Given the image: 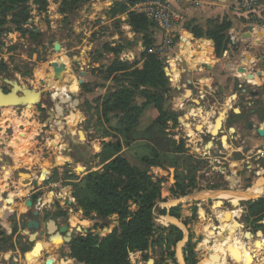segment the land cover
Returning <instances> with one entry per match:
<instances>
[{
	"label": "rangeland",
	"instance_id": "obj_1",
	"mask_svg": "<svg viewBox=\"0 0 264 264\" xmlns=\"http://www.w3.org/2000/svg\"><path fill=\"white\" fill-rule=\"evenodd\" d=\"M33 1L27 0L24 3L29 15L25 19L26 14L18 12L20 7L16 4L12 7L9 1L5 4V0H0V87L8 92L12 88L11 82L17 81L19 85L40 91L41 94L39 102L28 106H0V178L3 180L0 181V195L3 198L8 195L15 200V205L8 206L11 210L9 219L17 218V214L23 215L25 219L29 217V209L23 207V204L26 199H30L33 191L29 181L36 179L41 195L34 200L33 208L42 210L38 219L44 224L45 233H48L47 237L44 236L48 238L49 244L44 243L45 237L37 236L38 234L35 235L34 241L24 240L21 232L15 235L16 231L21 229L17 227L10 235L11 246L8 250H5V237L0 238V264H8V257H12L18 264H84L70 255L71 241L88 233L102 238L117 223L116 215L105 220L86 219L79 206V201L84 200V187L88 186L83 179V171L97 168L101 164L102 157H97L98 154L101 155L99 150L104 141L112 139L110 136H104V130H111L110 125L115 123L114 113L105 119L101 112L103 98L115 87V81L111 77L106 78L103 66L113 58L121 56L128 61L140 62L141 52L145 48L137 51V47L140 44L143 46V34L151 33L154 38V31L153 26L146 31H134L131 26L127 27L128 18L122 17L123 15L107 23L101 22L99 12H105L110 6L126 0H88L83 3L76 0L74 8L70 6L74 0H66L68 5H64L65 0H47L46 7L43 3L37 4ZM89 1L95 2L97 8L87 6ZM105 14L108 16L107 12ZM238 22L240 23V20ZM191 25L194 24L185 23V31L178 33L185 43L182 45V52L191 50L201 56V53H206L207 48L194 41L197 38H193L190 32ZM205 25L206 23L203 27ZM115 42L116 44H113ZM56 45H59V49H55ZM128 49H134L135 55L129 54ZM64 63L68 64L70 79L63 78L62 71L66 70L62 67ZM185 63L191 66V69L194 67L191 59ZM171 66L176 72V65ZM166 75L169 85L175 84L176 80H172L171 75ZM176 95L173 94L170 101L176 103ZM74 98L79 100L78 105H73ZM136 101L140 103L142 98L138 96ZM149 107L151 106L146 109ZM48 112H52L54 117H50ZM60 120L61 125L57 122ZM161 133L163 136L162 130ZM56 136L60 141L52 143L51 140ZM10 140L15 141L13 144L17 150H25L24 161L13 158L14 154L10 152L13 147H9ZM159 140H164V136ZM159 148L164 153L165 143H161ZM129 150L137 151V154L141 155L145 152L149 154V149L139 144L131 146ZM123 153L128 155L126 149ZM60 155L62 157L57 159ZM163 162L162 168H155V172H159L164 180L159 185L161 196L157 198V217L153 219L154 232L149 240V248L131 252L128 256L129 263L210 264V242L203 240L204 228H209L213 230V237L215 236L218 242L222 240L218 231H222L223 235L230 239L233 238L232 240L239 236L238 229L252 233L254 247L246 245L244 249L250 251V257L256 264H264V241L256 237L258 232L264 234V226L257 223L256 214L248 212L251 203L264 198V192L250 199L234 196L224 198L220 194L225 190L244 192L249 189H264V181L255 179L245 187L241 184L234 185V180L229 177L227 180L231 186H224L223 181L221 186L215 188L221 190L203 192L201 190L215 189L195 184L193 177L199 170L195 164L191 163L189 166L181 159H174L168 165L164 157ZM220 166L222 165L216 164V167ZM244 170L245 168H241L239 171ZM22 172L29 173L30 176H21ZM173 174L176 175L175 182L172 181ZM168 177L172 183H168ZM173 182L183 185L184 195L170 188ZM217 192H220V195H212ZM184 197L188 200L171 204L169 209L165 207V203ZM36 205L39 207H35ZM216 208H220L219 214H224V219L221 215L220 218L216 217ZM167 216L173 217L181 225H175ZM4 220L0 216V233L4 231L3 234ZM156 220L161 224L157 225ZM261 220L264 221V217ZM77 226H80L81 230H77ZM173 226L177 227L179 232L174 230ZM9 230L11 231V228ZM184 232L187 239H183ZM172 235L179 238L169 248L166 238ZM180 241L178 246H181H176ZM48 245L59 247L48 248ZM44 247L45 253L41 251ZM172 249L175 251L174 257L169 255ZM50 255H56L57 260L48 262ZM244 258L248 261L246 256Z\"/></svg>",
	"mask_w": 264,
	"mask_h": 264
},
{
	"label": "trees",
	"instance_id": "obj_2",
	"mask_svg": "<svg viewBox=\"0 0 264 264\" xmlns=\"http://www.w3.org/2000/svg\"><path fill=\"white\" fill-rule=\"evenodd\" d=\"M7 1L12 7L15 4L20 7L18 12L26 14L25 19L28 18L24 7L27 0H5V4ZM75 1L70 4L72 8ZM86 1L88 0H80L81 3ZM137 1L126 0L117 3L110 11L126 13L128 23L134 31H146L153 23L143 13L130 10ZM33 2L43 3L45 7L48 5L47 0ZM68 4L65 0L64 5ZM240 23L245 25L247 20L240 18ZM231 26V22L225 18H211L205 27L191 25L190 32L198 40L206 39L207 41L196 43L206 46L208 50L211 48L209 43L220 46L239 42L237 33H228ZM154 42L151 33L143 34L142 43L145 49L141 52L140 62L115 57L103 66L106 78L111 77L115 81L114 89L106 94L101 104V112L105 119L114 113L115 123L110 125L111 130H104V136H110L112 139L103 142L101 151L102 159L109 160L98 170L87 172L83 176L88 186L84 187V200L79 201V206L86 219L105 220L116 215L117 223L102 238L88 233L71 241L70 255L84 264H130L128 256L131 252L149 248V240L154 232L153 206L161 196L159 185L164 180V177L159 172H153L151 167L162 168L164 155L159 149L142 144L143 148L149 149V154L146 152L139 154L144 165V168L140 169L119 154V151L121 140L126 142L127 134L137 126L148 106L152 105L158 112L154 125L162 126L163 104L169 81L164 70L165 64L149 51ZM138 96L142 98L140 103L136 101ZM170 188H181L179 194L185 193L180 182L171 185ZM248 212L256 214V221L261 220L264 217V198L251 203ZM173 227L179 232L177 227ZM178 238L177 235L166 238L169 248ZM174 254L175 251L172 249L169 255L174 257Z\"/></svg>",
	"mask_w": 264,
	"mask_h": 264
},
{
	"label": "flooded vegetation",
	"instance_id": "obj_3",
	"mask_svg": "<svg viewBox=\"0 0 264 264\" xmlns=\"http://www.w3.org/2000/svg\"><path fill=\"white\" fill-rule=\"evenodd\" d=\"M263 35L262 32L247 33L248 40L244 34H237L239 42L236 44L211 45L201 56L191 50L185 51L184 58L178 61L181 69L175 84L169 85L164 103L163 155L168 165L174 159H181L189 166L195 164L199 168L193 177L197 186L215 189L223 181L224 186H231L229 177L234 185L245 187L255 179L264 181ZM188 59L194 64L192 69L185 63ZM173 94H177L176 103L170 101ZM216 164L222 166L216 167ZM167 170L170 175V167ZM172 176L175 182L176 175ZM167 179L172 183L169 177ZM27 200H31V196L24 201L25 207ZM33 204L31 200V206L27 207L29 217L24 219L17 214V218L5 219V234L4 231L0 233V238L5 237V250L11 246L9 239L15 228H21L15 235L21 232L23 239L28 241L24 233L27 221L36 218L39 228L35 231L40 229L38 216L42 210L34 209ZM34 210L39 212L37 216L33 215ZM44 235L47 237L48 233ZM7 261L18 264L11 263L9 257Z\"/></svg>",
	"mask_w": 264,
	"mask_h": 264
},
{
	"label": "crops",
	"instance_id": "obj_4",
	"mask_svg": "<svg viewBox=\"0 0 264 264\" xmlns=\"http://www.w3.org/2000/svg\"><path fill=\"white\" fill-rule=\"evenodd\" d=\"M197 1H198V3H190L187 0H178V3L177 2L174 3V6L176 8H178V9H180L181 12L183 13L182 21L178 22L174 26V30H175V33L177 35H179L178 34L179 32L181 33V32L185 31L183 29V25L185 23L191 22L193 24H198V25L203 26L208 21V19H211V18H218V19L226 18L227 20H230V22H232V28L229 29V32L230 33H237V34H244L245 38L248 39V40H249L250 37H246L247 33L249 35V33L254 34L256 32H262V31H260L257 28H252V27L249 28L247 26V25H250V23L248 21H250L252 18L248 14L242 13V12L237 10L236 4H235V0H197ZM89 5L92 6L91 8H97V5H96L95 2H90L89 1L87 3V6H89ZM135 5L132 6L130 8V10L136 11ZM113 6L114 5L110 6L109 9L107 8V11H105V12L108 13V16L105 14V12H99L98 13V16H100V18H102L101 22L107 23V22H109V21H111V20H113L115 18H119V15H121V16L123 15L122 17H125V16L127 17L126 13H112L110 11V8H112ZM96 13L97 12L95 11L94 14H96ZM240 18L247 20V23L245 25L244 24H240L238 22V20H240ZM126 25H127V27H130V24L128 22H127ZM153 31H154V33H153L154 41L156 42L160 38V32L154 25H153ZM262 33H264V32H262ZM114 35H116V34H114ZM194 41L198 42V43L200 42V40H198V39H195ZM113 44H116V42L113 43ZM209 44H210V46L213 45L212 43H209ZM143 47L144 46H142L141 44L138 45L137 51L142 50ZM128 53L132 54L134 56L135 55V50L134 49H130V50L128 49ZM119 59L125 60V58H123L122 56L119 57ZM180 69L181 68H178V67L175 68L176 72L174 73V76H173L172 80H175V78H177V74L179 73ZM143 113L144 114L140 117L137 126L134 129H132L127 134L126 142L121 140L122 145H121V150L119 151V154H121L123 157H125L132 165L137 166L140 169H143L144 165L140 161L139 154H137V151L136 152L132 151V150L128 151V149L131 146L137 145V144H139V145L147 144L149 146H152V147H155L157 149H160L159 148L160 144L161 143H163V144L165 143L164 140H159V138L163 137L162 133H161V130H162L161 126L154 125V120H155V118L158 115L157 110L151 105V107L146 109L145 112H143ZM124 145H125V147H123ZM102 149L103 148H101L100 150L102 151ZM125 149L127 150L128 155L126 153H123ZM100 150H99V152L101 154ZM96 152H98V151H96ZM97 157L100 159L101 155L98 154ZM108 160H105V161L102 160L101 164H99V166H97V168L84 170L83 174L85 175L87 172L98 170ZM237 166H239V165H237ZM241 166L242 165H240V167ZM234 167H236V166H234ZM155 168H159V167L158 166H152L151 170L153 172H155ZM236 170L239 171V170H241V168L236 169ZM0 181L2 182L3 180L0 178ZM217 190H220V189H217ZM230 192H234V191H226V192L222 191L221 195H223V196L225 195L224 198H229L226 195L231 196ZM225 193H227V194H225ZM4 198H5V196H4ZM23 207H25L24 204H23ZM215 220H216L217 223H219V221L216 219V217H215ZM40 223H41V226H40V229L37 231V234L41 235V237L42 236L45 237L44 234H43V226H44V224L41 221H40ZM257 223H259L262 226H264V221H262V220L257 221ZM216 226H218V225H216ZM216 230H218V228H216ZM238 230H240V229H238ZM240 231H244V230H240ZM47 240H48V238L45 237L44 243L49 244V242ZM49 247H54V245H48V248ZM41 251L42 252L44 251V253H45V247L43 249H41Z\"/></svg>",
	"mask_w": 264,
	"mask_h": 264
},
{
	"label": "built area",
	"instance_id": "obj_5",
	"mask_svg": "<svg viewBox=\"0 0 264 264\" xmlns=\"http://www.w3.org/2000/svg\"><path fill=\"white\" fill-rule=\"evenodd\" d=\"M187 1L198 3L197 0ZM176 2L178 0H144L135 5L136 11L143 13L159 30L160 38L149 51L163 61L172 78L175 72L171 64L181 68L178 61L184 58L182 45H185L174 30V26L183 19L181 10L174 6ZM235 4L238 11L251 16L250 27L264 32V0H235Z\"/></svg>",
	"mask_w": 264,
	"mask_h": 264
},
{
	"label": "bare ground",
	"instance_id": "obj_6",
	"mask_svg": "<svg viewBox=\"0 0 264 264\" xmlns=\"http://www.w3.org/2000/svg\"><path fill=\"white\" fill-rule=\"evenodd\" d=\"M62 67H63V69H66V70H63L62 71L63 78L70 79L71 78V73L69 71L68 64L67 63H64L62 65ZM55 89H60V88H55ZM68 91H70V90H68ZM54 121L56 122V119H54ZM57 122L59 123V125L62 124L61 123L62 120L57 121ZM78 133L80 134L81 138H83V136L81 135V133L80 132H78ZM59 141H60V139L57 136L54 137V139H52V143L53 142L54 143H57ZM13 142H15V141H11V140L9 141V145H10L9 147H13V149L10 150V152L14 154L13 158L15 160H18V161H24V159L26 157L25 150H22V151H20V149L17 150L15 148L16 145H14ZM61 157H62V155L57 156V159H60ZM25 175H27V174H25ZM25 175H22V176H25ZM263 192H264V189L263 188H256V189H250V190H247V191H244V192H230V195L231 196H234V197H237V198H241V199H250V198H255V197L259 196ZM219 193L220 192H217V193H214L212 195H220V194H222V192L220 194ZM225 194H227V193H225ZM226 196H229V195H226ZM8 197L9 198H13V197H10V196H7V197L3 198L0 195V216L3 219H6L7 218L8 211H11L10 209H8L9 208L8 206H11L10 203H7V198ZM186 199L188 200L187 197H184V198H181V199H177V200H171V201H169L168 203H165V204L166 205L177 204V202H179L181 200H186ZM189 200H192V199H189ZM219 211H220V208H216L215 209V214L217 215L216 217H219L220 218ZM167 217L173 223H176L178 225H181L173 217H170V216H167ZM223 217H224V214L222 215V218ZM212 232H213L212 229L204 228L203 240H204V242H210L209 247H210L211 252H212L211 255H210V264H256L252 260V258L250 257V251H245V249H244L246 245H249L250 247H254V244L252 242L253 236L251 234H248L245 231H240L239 236L235 240H232L233 238L230 239L228 236L223 235V232L222 231H218V234L219 235H222L221 236L222 237L221 238L222 240L220 242H218V241H216V238H214L215 236L213 237ZM256 237H258L260 239H263V241H264V234L263 233L258 232ZM183 239H187L186 232H184V238ZM245 256L247 257L248 261L245 260V258H244ZM56 260H57L56 255H50V257H48V259H47L48 262H53V261H56ZM68 262H70V260Z\"/></svg>",
	"mask_w": 264,
	"mask_h": 264
},
{
	"label": "water",
	"instance_id": "obj_7",
	"mask_svg": "<svg viewBox=\"0 0 264 264\" xmlns=\"http://www.w3.org/2000/svg\"><path fill=\"white\" fill-rule=\"evenodd\" d=\"M247 26L250 28V25H247ZM263 37H264V35H263ZM55 49H59V45H56ZM165 71L168 75H170L167 69ZM11 85H12V88L8 92H3L1 87H0V106H9V105L28 106V105L39 102L40 95H41L40 91H35L33 89L25 88L23 85H19L17 83V81H12ZM72 103H73V105H78L79 100L77 98H74V99H72ZM48 113H49L50 117H52V118L54 117L52 112H48ZM25 174L30 176V174L26 173V172L20 173L21 176L25 175ZM28 181H29V179H28ZM29 185L33 189V193L31 194V200L38 199V197L41 195V192L38 190L39 182L36 179H33L31 182L29 181ZM31 200H27V202H26L27 207L31 206ZM7 202L10 203L11 205H13L14 199L13 198H7ZM158 204H159V200H156L154 202V210H153V215H152L153 219H156V217H157V212L155 211L156 210L155 208H156V206H158ZM170 206L171 205H165V207L167 209H169ZM38 213L39 212L37 210L33 211V215H35V216H37ZM9 215H11L10 211H8L7 217ZM156 223H157V225L161 224L157 220H156ZM174 224L178 226V224H176V223H174ZM38 228H39V221L36 218H33V219L27 221V223L25 225L24 233L28 236L30 241L35 240V238H36L35 235H37V232L35 230ZM64 229H65V226H64ZM77 230H81V227L77 226ZM67 240H69V239L67 238ZM179 243H177L176 246H178ZM58 247L59 246H54V249H56ZM9 261L11 263H13V262L15 263V261L12 257H9Z\"/></svg>",
	"mask_w": 264,
	"mask_h": 264
}]
</instances>
